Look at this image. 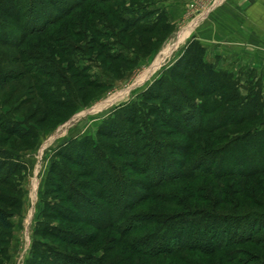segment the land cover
<instances>
[{
    "label": "rangeland",
    "instance_id": "obj_1",
    "mask_svg": "<svg viewBox=\"0 0 264 264\" xmlns=\"http://www.w3.org/2000/svg\"><path fill=\"white\" fill-rule=\"evenodd\" d=\"M18 1L21 8L14 10L20 14L13 12L14 19L0 23V123H22L18 130L27 135L14 136L0 128V162H7L4 174L10 170L6 184H0V208L13 214L9 236L0 230V249L6 251L0 254V264H29L32 252L46 247L91 263L102 257L104 264H264V0H185L177 16L167 12L168 2L159 8V0L86 1L76 3L44 34L24 30L30 0ZM68 2L67 7L75 1ZM152 10L158 11L144 19L154 27L150 31L121 21L134 15L143 20ZM193 42L204 48L203 60L213 67L214 78L206 79L202 67H189L186 51ZM69 43L75 49L70 55ZM49 82L58 86L49 87L54 99L70 93L65 108L39 98L38 86ZM173 102L178 114L169 106ZM190 103L196 104L191 120L186 115ZM131 106L137 110L133 123L125 109ZM113 119L115 129L109 126ZM200 120L211 126V134H197L194 128ZM139 129L143 133L138 136ZM110 132L111 137L104 135ZM97 136L103 163H95V172L105 171L101 187L87 167L65 158L77 160V149L83 146L90 154V141ZM84 137L91 138L87 145H73ZM152 142L159 143L158 148ZM203 151L214 158L225 156V170L239 161L244 174L260 172L221 180L184 177L157 186L141 173L148 162L150 176L157 178V166L164 161L165 174H171V161L177 166L190 163ZM110 160L111 169L104 165ZM114 179L123 181L126 194L142 196L123 223L137 215L147 220L145 228L128 239L157 233L166 219L174 222L185 212L230 217L237 223L256 219L255 232L245 244L224 252L181 250L143 259L127 250L117 231L99 232L55 211L74 210L65 192L73 184L88 197L99 191L110 194L112 208L123 207L129 200L119 196L122 184L115 192ZM172 196L176 199L170 203L162 201ZM100 202L108 205L105 198ZM50 230L58 237L49 235ZM66 233L87 242L68 244L62 240ZM243 233L238 232L239 238Z\"/></svg>",
    "mask_w": 264,
    "mask_h": 264
},
{
    "label": "trees",
    "instance_id": "obj_2",
    "mask_svg": "<svg viewBox=\"0 0 264 264\" xmlns=\"http://www.w3.org/2000/svg\"><path fill=\"white\" fill-rule=\"evenodd\" d=\"M74 4H69L68 0H62L60 3H55V0H46L45 2L41 0H30L29 8L27 10V20L25 19L23 24L24 30L27 32H38L41 34H44L47 31V29L52 26L55 21L61 16H67L73 11L74 5L76 3L86 2V1H100V2H110L112 0H74ZM15 4V6H14ZM51 6L56 7L58 12H55L51 9ZM14 7L21 8L19 5L18 0H0V23H3L5 20L14 19L13 16H11L13 12H16L14 10ZM50 7V8H49ZM49 8V9H48ZM24 8L21 9L23 11ZM61 10V11H60ZM158 10H152L146 14V16L143 17V20L141 19L142 16H132L133 18H122L124 23L131 25V27L136 26L138 29L142 31H150L152 28H149L146 22H144V19H147L151 17L150 15ZM20 14L19 12H16ZM17 14V15H18ZM122 15V13H120ZM59 20V19H58ZM146 21V20H145ZM146 23V24H145ZM1 26V25H0ZM97 35L101 36V31L96 30ZM9 35H11L9 33ZM24 35V34H23ZM3 37L1 36L0 39ZM14 40H12L13 42ZM69 46V47H68ZM67 52H69V55L75 50L73 48V45L70 43L67 44ZM204 48L197 42H193L190 44L186 51V58L189 61V67H202L204 69L205 75L204 77L207 79H212L215 76L214 70L212 66H207L204 63ZM119 57V56H118ZM117 57V58H118ZM38 69V67L35 69ZM186 73L183 74V76ZM203 78V76H202ZM54 87L58 88L56 84L53 83H45L41 86H38V93L39 98L44 100L45 102L55 105L57 107H63L69 103L70 101V93L62 94V97L54 99L52 97V93L49 92L50 88ZM161 92L159 91V94ZM148 93L145 95L147 96ZM56 96H60L56 94ZM158 96V95H156ZM201 97H203L201 95ZM151 101H154L153 99ZM195 103H190V110L186 112V115H189L190 120L195 117L194 114L191 115V113L194 110ZM173 111V113L178 114L177 109L178 106L176 103H172L169 105ZM140 111L143 109L142 105L137 106ZM127 112L130 113L128 117V122H132L135 120V115H137V110L134 106L131 107H125ZM204 111V110H203ZM191 115V116H190ZM203 121L200 120L198 127L194 128L197 134H211L210 132L213 130L210 128L211 126H203ZM22 125V123H19L15 120H9L4 121L3 123H0V128L8 134L11 135H18L20 137H24V135H27L26 133H21V130H18L19 126ZM109 126L113 127L114 129L117 127V122L115 120H111L109 122ZM142 129H139L137 131V135H142ZM98 135L101 137V131L98 133ZM106 137H111L112 133L110 134H104ZM108 135V136H107ZM98 138H89L84 137L83 139H79L78 141H74L73 145L78 144L79 146L82 145L81 143L84 142V145H87V142L91 139L90 142H92L93 146L89 150L88 154V148L86 146H83L82 148L79 147L77 149L78 151V159L74 160L70 155H67L68 157H65L69 162H74L75 165H79L82 167H87L90 171L89 174H92V176H95V179L97 178V183H99L100 187L102 186L103 180L102 175L105 173L104 170H99V173L97 175V172H95V168L97 167L95 163H103V160L100 158V154L98 153V146L99 143H96L99 141ZM95 141V142H94ZM76 142V143H75ZM154 148H158L159 143L152 142L150 144ZM77 146L72 149L76 150ZM95 154L96 158H91L92 155ZM137 154V153H136ZM88 155L90 158H88ZM220 155V154H218ZM139 156L138 154L134 157ZM184 156V155H183ZM225 157V156H224ZM224 157L220 158H214L209 151H203L201 153H198L195 158L191 160L190 163H184L180 164L179 166L176 165L175 161H171V165L174 166L173 172L171 174H165V168L167 167L164 164V161L161 164V168L157 166L158 173L157 178L151 177L148 170V162H144L141 170V173H144L142 175L148 176L149 183L151 185H161L166 181L170 180H178L182 178H192L199 175H206L211 176L215 179H223L227 177H241L245 178L246 175H253L258 174V172L261 171V173L264 171L263 169H260V171H254V172H247V174H244L243 167L240 162L235 161L234 162V168L232 170H225L223 169L224 166H226V160H224ZM237 158V159H235ZM234 159L238 160V156H236ZM171 159V158H170ZM74 160V161H72ZM91 162L94 163L93 166H91ZM177 162V161H176ZM111 160L107 161V164L105 167L112 168ZM174 163V164H173ZM7 164L6 160H3L0 162V184H6V181L8 180L7 177L9 176L10 170L6 171L5 174L3 172L5 165ZM91 166V167H90ZM96 166V167H95ZM240 166V167H239ZM101 167V166H100ZM104 169V168H103ZM56 170L52 171L50 173V176L56 175ZM108 173V172H107ZM65 177V175H64ZM66 177H69L66 174ZM115 178V177H113ZM114 183L116 185L115 192L117 189V192L119 191V184H122L121 187L123 189H120L119 196L123 199L127 198L129 201L126 202L125 205L121 208H112V204L114 205L112 199V196L109 194L107 197L102 193L103 191H99L98 195H92L88 197L84 192H79L78 190H75V185H69V187L65 190L67 193V199L68 202H70L74 210L73 213H76L75 215H70L72 212H63L62 210H59V208L54 207L55 211L62 214V218L68 219L72 221L73 219L78 221H82L86 226H89L90 228H93L97 231H117L121 235V238L125 240L127 250L132 252L133 254L140 255L143 259H153L157 257H164L176 254L177 252L181 250H186L189 252H196L201 253L204 255H211L218 252H224L226 249L229 248V246H232L236 243L245 244L247 241L252 239V234L255 232V226L257 225L256 219H252L250 221H245L237 223L234 218L230 217H220L217 215L216 217H212L209 215H202L199 212H195L193 215H189L183 213L179 214L178 216L174 217V222H171L169 219H166L162 225L160 230L157 233H154L149 236H144L140 238H130L132 237L133 233H136L143 228H145V224L143 220L147 221L145 217L143 219L139 218L137 215L130 216V220L125 221L123 223L126 215L128 214L129 210L139 201L142 200V196L136 194L135 191H131L128 194H126V188L123 181H119L117 179H114ZM148 183V184H149ZM149 184V186H150ZM59 185V184H58ZM84 188H87V185H82ZM59 187V186H58ZM61 188V187H60ZM62 192H64V189L62 187ZM99 198V200H98ZM105 198L107 200L108 205L102 204L100 200ZM170 198L172 200H170ZM1 199V198H0ZM176 196L169 197V200H162L164 203H170L171 201L175 200ZM112 201V202H111ZM131 201V202H130ZM169 201V202H168ZM14 203V201H13ZM14 205V204H13ZM12 206V205H11ZM127 213V214H126ZM13 217V214L8 212L6 209L0 208V230L4 231L5 235L8 237L10 234V230L12 228V222L11 218ZM238 218V217H237ZM140 219V220H139ZM132 220V221H131ZM176 222V223H175ZM234 222V223H233ZM172 223V224H171ZM187 224H190V228L186 227ZM244 224V225H243ZM152 225V224H151ZM151 225L148 227H151ZM240 230H243L244 233L240 236H238V232ZM51 232V233H50ZM48 232L49 235L58 237L57 233H55L53 230H50ZM67 236H63L62 240L65 242H68V244L74 245L75 243H83L87 242L85 239L82 241V239H77V236L71 233H66ZM210 234H212L211 240L208 239L210 237ZM229 235H232L230 238ZM121 239V240H122ZM74 243V244H73ZM5 250L0 249V254L5 253ZM230 256V254L226 255V258ZM62 257V258H61ZM29 264H104L102 263V257L98 258V260L95 259V263L87 262L85 259L75 258L72 256H60L55 252V250L50 249L49 247H46L44 251H33L32 257L30 258ZM94 259V258H93ZM227 260L229 262H233V259L228 257Z\"/></svg>",
    "mask_w": 264,
    "mask_h": 264
},
{
    "label": "crops",
    "instance_id": "obj_3",
    "mask_svg": "<svg viewBox=\"0 0 264 264\" xmlns=\"http://www.w3.org/2000/svg\"><path fill=\"white\" fill-rule=\"evenodd\" d=\"M159 2L161 3H159L158 7L161 9H165L166 8L165 3L168 2L170 5L169 7L170 9L167 8V12H169V14H171L172 16H177L178 12L183 9V3L185 2V0H159Z\"/></svg>",
    "mask_w": 264,
    "mask_h": 264
}]
</instances>
